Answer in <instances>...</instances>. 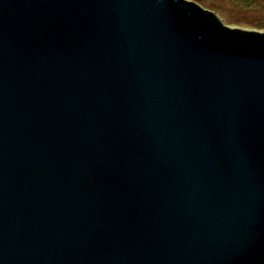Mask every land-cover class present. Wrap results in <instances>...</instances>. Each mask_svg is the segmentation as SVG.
Returning <instances> with one entry per match:
<instances>
[{"label": "water", "instance_id": "water-1", "mask_svg": "<svg viewBox=\"0 0 264 264\" xmlns=\"http://www.w3.org/2000/svg\"><path fill=\"white\" fill-rule=\"evenodd\" d=\"M236 33L0 0V264H264V33Z\"/></svg>", "mask_w": 264, "mask_h": 264}, {"label": "rangeland", "instance_id": "rangeland-1", "mask_svg": "<svg viewBox=\"0 0 264 264\" xmlns=\"http://www.w3.org/2000/svg\"><path fill=\"white\" fill-rule=\"evenodd\" d=\"M213 13L228 29L264 33V0H187Z\"/></svg>", "mask_w": 264, "mask_h": 264}, {"label": "trees", "instance_id": "trees-1", "mask_svg": "<svg viewBox=\"0 0 264 264\" xmlns=\"http://www.w3.org/2000/svg\"><path fill=\"white\" fill-rule=\"evenodd\" d=\"M194 7H195V5H193ZM200 12H198V14H199ZM199 15H201V14H199ZM201 16H203V15H201ZM233 31H235V32H239V33H249L251 36H255V35H258V33H255V32H247V31H238V30H235V29H233ZM239 33H236V34H239Z\"/></svg>", "mask_w": 264, "mask_h": 264}]
</instances>
